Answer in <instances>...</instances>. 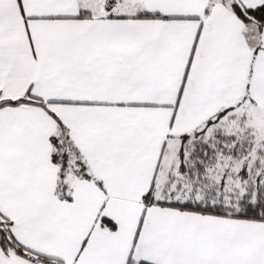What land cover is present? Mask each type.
<instances>
[{
	"label": "snow or ice",
	"instance_id": "snow-or-ice-1",
	"mask_svg": "<svg viewBox=\"0 0 264 264\" xmlns=\"http://www.w3.org/2000/svg\"><path fill=\"white\" fill-rule=\"evenodd\" d=\"M0 264H264V0H0Z\"/></svg>",
	"mask_w": 264,
	"mask_h": 264
}]
</instances>
